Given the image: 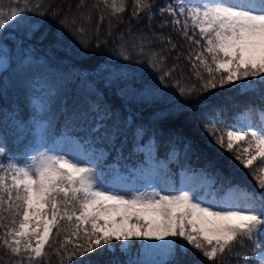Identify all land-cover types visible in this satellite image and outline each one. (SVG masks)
I'll return each mask as SVG.
<instances>
[{
	"label": "snow or ice",
	"instance_id": "snow-or-ice-1",
	"mask_svg": "<svg viewBox=\"0 0 264 264\" xmlns=\"http://www.w3.org/2000/svg\"><path fill=\"white\" fill-rule=\"evenodd\" d=\"M29 3L30 0H24V6L20 7V0H16L18 10L14 9L7 19L0 14V51L10 39L19 38L23 46V41H31L38 32V42L49 40L50 48L57 51L66 50L63 46L65 31L73 37H83L85 29L75 27L76 18L69 21L67 16L61 20L60 29L51 35L46 30L41 31L50 6L40 11L41 4L37 3L34 10ZM100 3L110 6L113 13L125 10L124 0H119V6L117 0H111V5L109 0H98L92 7L98 8ZM83 5L84 0H79L77 8ZM156 10L164 18L158 25L161 29L170 23L189 45L202 48L195 59L210 77L202 85L204 92L218 87L253 90L254 84L264 87V0H182L158 5ZM141 12L149 21L155 14L147 0H134L132 18L140 19ZM51 15L55 18L59 10L51 11ZM81 19L90 22L91 15L82 14ZM103 19L101 16L97 31ZM9 28L13 30L11 36L4 31ZM16 33L22 35L17 37ZM157 40L165 42L163 36ZM80 42L88 46L86 40ZM166 42L171 46L167 50L176 48L171 37ZM140 51L143 54V48ZM163 51L165 49H161ZM205 54L211 58L210 64ZM191 55L189 53V58ZM128 58L124 56L125 60ZM163 61V56L152 52L149 67L153 72H160ZM177 67L173 65L172 69L162 71L160 84H164ZM196 67L193 64V68ZM198 79L203 77L198 75ZM104 85L111 87L112 81L105 80ZM122 93L120 89L118 94ZM165 95L162 88L144 86L140 90V102L150 107L162 103ZM180 95L185 96L182 88ZM205 103L197 99L192 106ZM261 111L264 112V108ZM88 113L93 114L95 125L89 129L91 132H100L106 128L105 120L111 119L110 111H102L98 103H89L84 115ZM210 115L212 118L208 119L206 114V123L200 125L208 136L209 145L234 153L233 159L248 169L249 174L255 167L254 162L264 164V122L258 127L238 126L237 122L226 126L225 132L219 128L215 115ZM153 116L156 120L176 119L180 112L167 107L154 112ZM117 132L118 127L111 134H104L105 139L113 142V147ZM181 140L186 154L199 151L194 137H181ZM90 145L91 140L80 143L79 151L95 152ZM98 164L99 161L84 160L73 151L61 154L43 144L21 157H10L0 138V228L4 229L0 244L15 259V264H33L43 258L54 229L65 220L75 222L72 236L84 241L78 245L79 256L85 257L82 264H100L93 255H107L103 264H145L139 257L145 255L146 246L161 257L152 264H185L184 258L189 256L200 257L193 264H206L204 258L211 264H255L256 260L264 264V176H253L259 181V199L228 178L227 187L212 199L204 195L202 189L194 187L180 189L178 194L135 193L129 199L127 194L101 182L95 166ZM214 166L215 161L206 163L202 169L205 176ZM260 171L264 172V168ZM212 175L221 173L217 171ZM67 243L71 241L66 240ZM248 249H251L250 254ZM72 259L74 257L69 258V264Z\"/></svg>",
	"mask_w": 264,
	"mask_h": 264
},
{
	"label": "trees",
	"instance_id": "trees-1",
	"mask_svg": "<svg viewBox=\"0 0 264 264\" xmlns=\"http://www.w3.org/2000/svg\"><path fill=\"white\" fill-rule=\"evenodd\" d=\"M147 2L155 10L151 21L144 18L143 12L140 19L132 18L134 0H124L125 10L117 13L102 3L98 8H93L98 0H84L83 7L79 9V0H30L28 6L34 8L39 3L42 6L40 11L45 10L44 6H50L41 31L46 30L51 35L60 29L61 20L67 16L69 21L76 18L75 27H83L85 33L83 37H73L69 31H65V51L50 48L49 40L38 42L36 37L40 35L39 32L31 41H23V46L19 38L10 39L0 51V138L8 155L21 157L26 151L39 148L41 144H52L59 137L75 138L81 143L91 140L90 147L95 150L92 152L93 157L95 162L99 161L95 166L98 167L101 182L106 186L118 171L128 175L135 193L150 196L152 188L145 176L149 164L147 156L150 155L164 165L174 194H178L180 189L194 187L202 189L203 194L212 199L227 187L228 178L233 184L242 185L255 193L259 199V181L253 176H264V172L260 171L264 164L254 162L255 167L249 174L248 169L233 159L234 153L209 145L208 136L200 125L206 123V114L208 119L212 118L210 114H214L220 122L219 128L225 132L226 126L237 122L238 126L252 124L258 127L264 122V112L261 111L264 108V87L256 84L253 90L218 87L211 92H204L202 85L210 77L206 68L195 59L196 53L201 52L202 48L189 45L170 23L163 29L158 26L164 18L156 10L157 6L180 3L182 0ZM23 6L24 0H20V7ZM14 9L18 10L16 0H0V14L4 19ZM53 10H59L55 18L51 15ZM82 14H90V22L82 20ZM101 16L104 19L97 31ZM4 31L13 35L11 28ZM20 35L16 33L17 37ZM159 36L165 38L164 43L157 40ZM168 37L176 44L174 50H167L171 47L166 42ZM81 39L88 42L87 47L81 44ZM161 49L165 51L161 52ZM152 52L164 57L160 72H153L149 67ZM189 53L192 54L191 58ZM125 55L129 57L127 60L124 59ZM205 56L210 64L211 58L207 54ZM156 59L159 60V56ZM193 64L197 67L193 68ZM173 65L178 67L165 79L164 84H160L162 71L172 69ZM198 75L203 79H198ZM105 80H111L112 86L105 87ZM144 86L162 88L166 93L163 102L150 107L141 103L140 90ZM181 88L185 96L180 95ZM120 89H123L122 94H118ZM197 99L207 103L194 108L192 102ZM89 103H98L102 111L111 113V119L104 122L106 128L100 132L89 130L95 126L92 123L93 114L84 115ZM167 107L175 108L180 116L156 120L153 113ZM116 127L118 132L113 147V142L105 139L104 134H111ZM181 137H194L199 151L186 154ZM210 160L215 161V166L205 176L202 169ZM217 171L221 175H212ZM212 181H215L214 185ZM74 231V221H61L52 233L45 255L33 264H69L70 257H74L72 264H82L85 257L79 256L78 245L84 241L72 236ZM3 233L4 229L0 228V236ZM80 235L83 236V232ZM66 240L71 243L65 244ZM247 251L251 253V249ZM93 259L103 264L108 256L93 255ZM158 259L161 257L148 248L145 255H141L145 264H152ZM198 259L200 257L184 258L185 264H193ZM204 260L206 264H211L206 258ZM0 264H15V259L2 244ZM255 264H259V261L256 260Z\"/></svg>",
	"mask_w": 264,
	"mask_h": 264
},
{
	"label": "rangeland",
	"instance_id": "rangeland-1",
	"mask_svg": "<svg viewBox=\"0 0 264 264\" xmlns=\"http://www.w3.org/2000/svg\"><path fill=\"white\" fill-rule=\"evenodd\" d=\"M255 84L253 85V87ZM245 119V116H242ZM79 142L75 138L70 137H59L52 144L45 145V147L53 149L61 154L65 151H73L74 154H79L84 160H91L95 162L93 153H83L79 151ZM40 148V147H39ZM37 149V148H34ZM33 150V149H32ZM31 150V151H32ZM30 151V152H31ZM149 164L145 170V176L147 181L150 182L152 192H160L161 194H174L171 187V180L167 177L164 165L158 163L148 155ZM92 166V165H90ZM108 187L113 188L115 191H118L122 194H127L126 198H131L132 194H135L134 186L131 184L128 175L120 173L118 171L109 179ZM151 196V195H150ZM147 250V246L145 251ZM141 259V256L139 257Z\"/></svg>",
	"mask_w": 264,
	"mask_h": 264
}]
</instances>
